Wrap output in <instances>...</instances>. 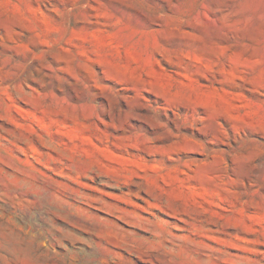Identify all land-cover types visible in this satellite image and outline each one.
Segmentation results:
<instances>
[{
    "label": "rangeland",
    "instance_id": "374dc122",
    "mask_svg": "<svg viewBox=\"0 0 264 264\" xmlns=\"http://www.w3.org/2000/svg\"><path fill=\"white\" fill-rule=\"evenodd\" d=\"M0 264H264V0H0Z\"/></svg>",
    "mask_w": 264,
    "mask_h": 264
}]
</instances>
